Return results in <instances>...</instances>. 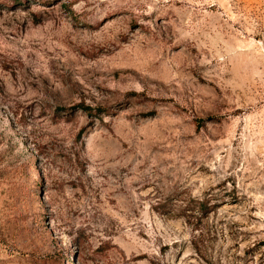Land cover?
Here are the masks:
<instances>
[{
    "label": "rangeland",
    "instance_id": "374dc122",
    "mask_svg": "<svg viewBox=\"0 0 264 264\" xmlns=\"http://www.w3.org/2000/svg\"><path fill=\"white\" fill-rule=\"evenodd\" d=\"M0 264H264V0H0Z\"/></svg>",
    "mask_w": 264,
    "mask_h": 264
},
{
    "label": "trees",
    "instance_id": "16d2710c",
    "mask_svg": "<svg viewBox=\"0 0 264 264\" xmlns=\"http://www.w3.org/2000/svg\"><path fill=\"white\" fill-rule=\"evenodd\" d=\"M80 106V108L83 110V111H85V112H87V113H89L90 112V108H88L87 106H85V105H79Z\"/></svg>",
    "mask_w": 264,
    "mask_h": 264
}]
</instances>
